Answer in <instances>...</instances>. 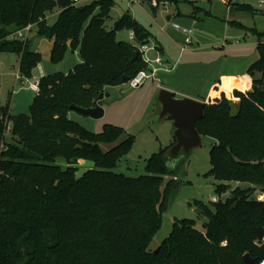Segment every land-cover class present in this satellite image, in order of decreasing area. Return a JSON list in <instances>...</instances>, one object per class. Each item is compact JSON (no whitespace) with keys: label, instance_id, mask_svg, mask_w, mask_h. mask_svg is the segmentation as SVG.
Listing matches in <instances>:
<instances>
[{"label":"trees","instance_id":"trees-1","mask_svg":"<svg viewBox=\"0 0 264 264\" xmlns=\"http://www.w3.org/2000/svg\"><path fill=\"white\" fill-rule=\"evenodd\" d=\"M139 1L155 10L174 0ZM225 2L236 11L255 13L249 3ZM113 4L0 0V52L20 56L22 77H32L41 53L29 38H7L28 25L37 37L53 41V62L62 60L69 47H79L82 57L68 73L39 78L29 113L13 114L0 104V264H246V253L260 264L264 200L250 198L264 192V42L248 68L251 89L234 91L240 100L236 110L223 93L206 103L205 116L197 122L199 132L214 139L210 173L219 181L217 189L226 193L232 185V192L215 202L214 210L197 203L208 217L204 230L192 219L175 220L153 252L149 245L181 185L178 168H170L166 156L175 139L152 154L146 174L126 176L113 169L129 153L135 135L111 124L95 133L68 116L72 104L91 107L105 87L149 68L140 53L133 59L132 52L150 42L151 33L129 13L108 30ZM55 11L56 20L49 23ZM123 28L134 31L133 42L117 39ZM105 145L111 146L105 150ZM59 158L67 165L57 163ZM80 160L93 162L94 168L79 174Z\"/></svg>","mask_w":264,"mask_h":264},{"label":"rangeland","instance_id":"rangeland-1","mask_svg":"<svg viewBox=\"0 0 264 264\" xmlns=\"http://www.w3.org/2000/svg\"><path fill=\"white\" fill-rule=\"evenodd\" d=\"M91 1L93 0H82L79 4ZM174 1L161 3L154 10L148 2L114 0L106 19V28L114 29L116 21L123 14L129 13L149 29L152 35L149 43L156 46L154 41H160L163 44L165 53L161 55L164 64L153 62L158 55L157 49L149 50L146 57L151 59L152 63L148 72L151 68H158L154 76L138 88L131 87L129 82L105 87L103 93L108 92L110 95L101 101L105 109L102 118L95 119L76 110H71L68 114L70 119L95 133L102 132L106 125L111 124L122 127L127 135H135L129 153L123 156L113 169L126 176L137 177L146 174L148 159L152 154L167 147L175 139L174 123L160 117L161 104L158 94L161 89L172 84L179 89V94L185 91L197 96L206 95L210 86L220 83L224 76L231 74H239L241 82L236 81L237 86L246 87L245 84L252 78L248 74V68L258 59V46L264 42V0H232L235 3L251 4L255 9L253 14L230 10L225 0ZM156 4L154 1L153 5ZM58 12L48 15L49 23L56 20ZM169 16L171 19H168ZM233 21H238L241 25H236ZM175 23L181 28L193 30L192 44H185V35L174 27ZM116 36L118 40L134 41L128 28L118 30ZM14 38L15 33L7 39ZM28 38L33 41L32 47H37V51L41 53L42 66L48 73H68L77 63L82 62L79 47L69 48L62 60L53 62L51 41L37 37L35 27L28 33ZM19 70L20 61L16 53L0 52V104L9 106L13 114L29 113L37 95L31 84L39 77V68L34 70L29 78L20 77ZM176 97L182 98L180 95ZM236 108L234 103L233 109ZM212 143L213 138L204 136L199 148L178 160L169 158L170 168H178L176 178L181 185L172 196L168 210L163 213L161 227L149 245L150 251H159L175 220L192 219L197 228L204 230L208 217L201 213L197 203L201 202L214 210L216 204L212 200L213 197L224 200L232 192L231 188L226 193H219V181L210 173ZM110 146L105 145L104 149L107 150ZM181 160L184 162L179 166ZM57 163L67 165L63 158L57 159ZM77 167L81 174L94 168V163L80 160ZM259 192L258 190L256 195ZM91 246L94 248L97 243L93 241ZM68 248L71 246L68 245ZM67 250V246L63 247L64 252ZM93 253V249L89 250L87 261H90Z\"/></svg>","mask_w":264,"mask_h":264},{"label":"water","instance_id":"water-1","mask_svg":"<svg viewBox=\"0 0 264 264\" xmlns=\"http://www.w3.org/2000/svg\"><path fill=\"white\" fill-rule=\"evenodd\" d=\"M170 19V16L168 17ZM133 59L139 55L138 50L132 52ZM130 81L129 77H123L122 83ZM108 92L101 93L94 100L93 106L81 107L72 104V110L79 111L84 115L99 119L105 115V109L101 105V101L105 96H109ZM158 101L161 104L160 117L165 120H170L175 126V143L166 151V156L171 159H179L183 155H187L194 149L199 148L203 143V135L197 128V122L205 116L206 102L191 97H176L175 93L169 89L163 88L158 94ZM231 189L232 185H228ZM252 201L257 200V197L251 196ZM158 249L155 251L157 252ZM246 264H256L248 253L244 255Z\"/></svg>","mask_w":264,"mask_h":264},{"label":"crops","instance_id":"crops-1","mask_svg":"<svg viewBox=\"0 0 264 264\" xmlns=\"http://www.w3.org/2000/svg\"><path fill=\"white\" fill-rule=\"evenodd\" d=\"M135 1H137V0H135ZM227 6H228V8L230 10H233L229 5H227ZM51 15H53V14L51 13ZM170 19H171V16H170ZM146 29L149 31L148 28H146ZM50 41H51V44L53 46V41L52 40H50ZM150 42H151V40H150ZM154 42H155L156 48L158 50L157 52L160 53V54L161 53H165V48H164L163 44L160 41H154ZM184 42H185V39H184ZM32 45H33V41H32ZM33 49L35 51H37V47L36 48H33ZM18 59L20 61V56L19 55H18ZM37 68H39V70H40V73H39V77L38 78H40L41 76L50 74V73H48L45 70V68H43L42 62L39 63L38 66L34 70H36ZM238 75L239 74H231V75H228V76H224V78H222V79L223 80L226 79V80L225 81L220 80L221 81L220 83H216V84L210 86V88L207 89V94L206 95H201L200 94V95L197 96V94H191V93H188V92H185V91H182L179 94V89H177V87L174 86V85H172V84H170L169 86H165V88L173 91L176 96L177 95H180L181 97L197 98V99H200V100H202V101H204L206 103H209V102L214 101L216 99H220L221 96H222V94L224 93L229 99H232L233 100V102L235 103V105H238V103H239L240 100H239L238 97H236L234 95V91L237 89V90H240V91H243V92H247V91H249L251 89L252 84H253V81H252V78H251V81L249 83L245 84L246 85V88L245 89H242V88L238 87L237 84H236V81L241 82L239 80ZM19 76L22 77L21 75H19Z\"/></svg>","mask_w":264,"mask_h":264},{"label":"built area","instance_id":"built-area-1","mask_svg":"<svg viewBox=\"0 0 264 264\" xmlns=\"http://www.w3.org/2000/svg\"><path fill=\"white\" fill-rule=\"evenodd\" d=\"M80 1L81 0H75V2H77V3ZM32 27H33L32 25H28L27 27L17 31L15 33L16 38L26 40L28 38V33L31 31ZM174 27L176 29L181 30L184 33L185 43L187 45L193 43V38H192L193 30L191 28H187V27L181 28V26L177 23L174 24ZM130 36H131L132 40L135 39V33L133 30L130 31ZM137 47H138L139 53L143 56L145 62L150 67V63H152V60L149 59L148 57H146V53L151 49H157L156 46L148 42V43L139 44ZM153 62L157 63L158 65H162V64H164V59H163L162 55L160 53H158L157 57L155 59H153ZM156 69H158V68L154 67V68H151L150 72H148L149 68L141 70L140 72H138L129 81L131 87L138 88V87L142 86L148 78L154 76ZM31 87L34 91L39 92V90H40L39 78H37L36 81H34L31 84ZM257 198L260 200H264V192L260 191L257 194ZM212 200H213V202H217V201H219V198L217 196H214ZM226 244H227V241H224L223 245H226ZM260 264H264V260H262Z\"/></svg>","mask_w":264,"mask_h":264}]
</instances>
